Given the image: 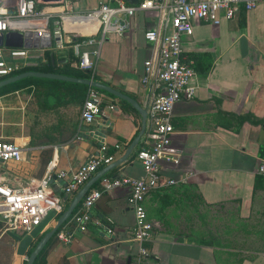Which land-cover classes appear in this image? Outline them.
Returning a JSON list of instances; mask_svg holds the SVG:
<instances>
[{"label": "crops", "instance_id": "obj_1", "mask_svg": "<svg viewBox=\"0 0 264 264\" xmlns=\"http://www.w3.org/2000/svg\"><path fill=\"white\" fill-rule=\"evenodd\" d=\"M102 1L63 0L43 7L60 13L70 3L74 12H84ZM160 23L158 11H138L129 18L125 32H108L94 66L97 80L147 106L150 89L141 77L151 45L143 34L147 28H158ZM64 27L94 34L98 25L70 24L65 20ZM95 36L99 38L100 34ZM182 46L196 72L197 88L191 99L179 100L172 111L171 145L177 149L179 161H160L163 178H173L178 183L151 190L143 202L154 223L151 238L146 242L151 259L147 256L143 261L228 264L232 256L228 251H235L236 264H264V246L252 251L235 250L221 242L216 245V240L212 243L186 232L176 217L193 199L206 207L223 205L247 222L264 201V175L258 173V166L264 161V3L231 20L222 18L217 25L195 21L192 35L183 40ZM70 51H58L53 59L62 64ZM47 92L49 95L44 97ZM51 93L63 96L65 90L39 84L0 94V122L12 126L9 134L0 130V139L16 141L23 147L20 161L0 168V179L13 186L35 183L50 163L53 176L60 170H75L101 146L117 159L139 131V113L115 96L105 93L106 101L113 102L114 109L103 103V112L86 124L80 116L83 100L57 104ZM28 100L33 103L30 116L15 118L19 112L27 113L24 106ZM115 144L120 147L115 148ZM139 148L140 141L132 155L98 180L96 187L119 175L143 176V166L136 158ZM51 187L60 194L58 182L52 181ZM77 191L64 198L65 207ZM127 194L122 187L104 191L90 209L94 218L113 228V234L106 233L102 225L89 224L70 243L52 238L44 250L46 264H134V256L129 252L135 245L134 214L127 204ZM54 222L55 219L48 221L40 235ZM13 233L4 231L0 220V250L6 253H0V264L9 260L10 264H24L25 256L16 254ZM261 240L264 244V237Z\"/></svg>", "mask_w": 264, "mask_h": 264}, {"label": "built area", "instance_id": "obj_2", "mask_svg": "<svg viewBox=\"0 0 264 264\" xmlns=\"http://www.w3.org/2000/svg\"><path fill=\"white\" fill-rule=\"evenodd\" d=\"M258 3H264V0H139L136 4L126 0H104L88 11L74 12L69 3L63 12L54 13L43 6L38 7V0H13L12 3L0 0V33L4 36L9 31H18L22 33L23 40L21 46L7 45L4 40L0 45V79L45 65L47 53L52 56L66 48L73 53L74 66L87 71L90 74L88 78L94 79L99 46L108 32H125L129 28V18L138 11L155 10L161 14L159 27L147 28L143 34L151 45V53L143 62L141 77V82L150 89L146 129L136 153L144 175L139 178L115 176L104 180L100 187L90 189L57 232L58 241L70 243L75 234L86 231L89 224L102 225L106 233L113 234V228L94 218L90 209L102 192L122 187L127 189V204L134 214L135 245L129 252L134 256V264L143 262L148 256L146 242L154 229L143 202L151 190L178 183L176 179L163 178L160 161L175 164L179 161L177 149L171 145L172 111L179 100L191 99L197 88L194 82L196 72L184 54L182 42L192 35L195 21L217 25L222 18L231 20ZM65 20L70 24L96 23V33L100 36L97 38L96 33L65 29ZM106 102L101 89L88 86L80 112L82 121L91 124L103 112L102 104ZM107 107L114 109L115 105L109 101ZM114 146L120 147L119 144ZM22 150V145L16 141L0 139V168L9 162L20 161ZM114 159V153L101 146L75 170H60L53 176L50 163L45 174L35 183L13 186L0 179V220L4 231L25 236L51 211L60 215L66 208L64 198ZM258 173L264 175V161L258 166ZM52 181L59 183L60 194L52 189Z\"/></svg>", "mask_w": 264, "mask_h": 264}, {"label": "water", "instance_id": "obj_3", "mask_svg": "<svg viewBox=\"0 0 264 264\" xmlns=\"http://www.w3.org/2000/svg\"><path fill=\"white\" fill-rule=\"evenodd\" d=\"M63 0H38L39 4H48V3H61ZM131 4H136L139 0H126ZM4 42L10 46H21L22 45V33L18 31H9L4 36L0 33V45ZM27 77H39V78H48L55 79L61 81H70L76 83H82L87 86H93L98 89H101L107 93L112 94L113 96L125 100L129 103L140 115V128L137 135L132 139L130 144L127 146L124 153L108 165L100 168L94 175H92L75 193L70 203L64 209V211L60 215H56L53 211H51L42 222L37 225L29 234L22 236L17 233H13L12 236L15 241H17L16 254L18 256H25V264H33L36 256L42 251L50 238L54 235L57 229L71 216L75 208L81 202L83 196L91 189V187L100 180L103 176H105L111 169L121 164L123 161L127 159L130 155H132L134 148L137 146L140 137L144 134L146 129V106L141 105L134 98L129 95L107 85L98 80L90 79V78H81L69 76L61 73L48 72V71H40V70H25L20 73L11 75L9 77L0 79V87L9 85L18 80L27 78ZM55 219L53 226L46 231L43 235H40V231L43 226L50 220ZM33 248L27 254L29 248ZM130 258L128 259V261Z\"/></svg>", "mask_w": 264, "mask_h": 264}, {"label": "rangeland", "instance_id": "obj_4", "mask_svg": "<svg viewBox=\"0 0 264 264\" xmlns=\"http://www.w3.org/2000/svg\"><path fill=\"white\" fill-rule=\"evenodd\" d=\"M6 1L13 2V0ZM41 6L45 5L41 4ZM32 105L33 103L28 100L24 106L27 113L19 112L18 109L22 114L17 113L15 118L22 120L26 115L29 117L33 109ZM3 123L0 122V130H5L4 133L9 134L8 130H11L12 126H3ZM189 202L180 213L176 214L179 224L184 226L186 232L196 234L204 240H216L225 247L235 250L245 248L253 251L264 246L261 240V237H264V201L256 215L254 213L250 216L247 222L238 218L233 211L223 205L206 207L197 205L193 199ZM228 252L232 254L230 258L227 257L228 264H236L237 254H234L235 251ZM0 253L6 255L2 250ZM10 262L12 260L7 264Z\"/></svg>", "mask_w": 264, "mask_h": 264}, {"label": "trees", "instance_id": "obj_5", "mask_svg": "<svg viewBox=\"0 0 264 264\" xmlns=\"http://www.w3.org/2000/svg\"><path fill=\"white\" fill-rule=\"evenodd\" d=\"M40 6H41V4L38 3V7H40ZM50 54H51L50 52L47 53L48 62L45 65H42L40 67L33 68V69L34 70H40V71H48V72L61 73V74H65V75H69V76H74V77H81V78H88V77H90V74L87 71H83V70H81V69H79V68H77V67H75V66L72 65V62L75 61V58L73 56L72 51H70L68 53V57H63L64 58V62L62 64H58L53 59L54 58V54L52 56H50ZM189 60H191V59H189ZM191 66H192V63H191ZM94 79L97 80V77L95 75H94ZM39 84H50V85H55L56 87H62V88H64L65 94H63V96H62L61 93H58V94L51 93V94H53V96H54L55 101H56L57 104L62 103V101H79V100H84L85 95H86V91H87V88H88L87 85L82 84V83H76V82H70V81H61V80L48 79V78H39V77H27V78L18 80L16 82H13V83H11L9 85L0 87V94L6 92L8 90L12 91V90L18 89L20 87H27V86L29 88H31V86H35L36 87ZM101 91L104 92V93H107V92H105L103 90H101ZM107 94H109L112 97H114L110 93H107ZM48 95H49L48 92L47 93H44V97H46ZM115 99H118L120 102H122L123 104H125V105H127L129 107L131 106L125 100H122V99H119V98H115ZM49 155H50V150H49ZM96 183L91 187V189L98 188V187H96L97 186ZM256 185H257V179H256ZM80 204H81V202L78 204V206L76 207V209L80 206ZM66 222H67V220L63 224H65ZM62 225L57 229V231L50 238V240L52 238H56V234L62 228ZM50 240L47 242V244H49ZM211 241H212V243L214 242L213 239ZM215 243H216V245H220L219 242H215ZM46 245H45V247H46ZM33 246H34V244L32 245L31 248H29L27 254H29V252L31 251V249L33 248ZM45 247L36 256L33 264H46V262H45V256H44L45 255L44 254ZM148 259H151V258H149V256H148ZM24 264H25V261H24ZM139 264H145V263L143 261V262H141Z\"/></svg>", "mask_w": 264, "mask_h": 264}, {"label": "bare ground", "instance_id": "obj_6", "mask_svg": "<svg viewBox=\"0 0 264 264\" xmlns=\"http://www.w3.org/2000/svg\"><path fill=\"white\" fill-rule=\"evenodd\" d=\"M81 32V31H80ZM83 33V32H82Z\"/></svg>", "mask_w": 264, "mask_h": 264}]
</instances>
